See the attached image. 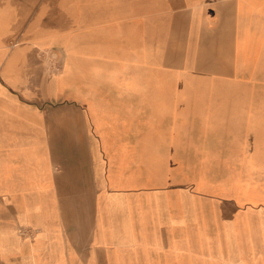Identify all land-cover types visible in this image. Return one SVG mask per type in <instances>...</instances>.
<instances>
[{
  "label": "crops",
  "instance_id": "obj_1",
  "mask_svg": "<svg viewBox=\"0 0 264 264\" xmlns=\"http://www.w3.org/2000/svg\"><path fill=\"white\" fill-rule=\"evenodd\" d=\"M7 2L0 264H264V205L197 188L167 60L264 46V0Z\"/></svg>",
  "mask_w": 264,
  "mask_h": 264
},
{
  "label": "rangeland",
  "instance_id": "obj_2",
  "mask_svg": "<svg viewBox=\"0 0 264 264\" xmlns=\"http://www.w3.org/2000/svg\"><path fill=\"white\" fill-rule=\"evenodd\" d=\"M7 5L0 0V15ZM247 42L239 54H168V62L182 66L168 71L176 84L169 88L195 96L202 106L193 115L199 165L188 167L198 178L197 188L264 205V46Z\"/></svg>",
  "mask_w": 264,
  "mask_h": 264
},
{
  "label": "bare ground",
  "instance_id": "obj_3",
  "mask_svg": "<svg viewBox=\"0 0 264 264\" xmlns=\"http://www.w3.org/2000/svg\"><path fill=\"white\" fill-rule=\"evenodd\" d=\"M24 156V155H23ZM25 161V160H24Z\"/></svg>",
  "mask_w": 264,
  "mask_h": 264
}]
</instances>
